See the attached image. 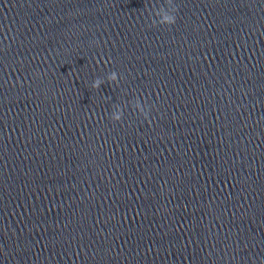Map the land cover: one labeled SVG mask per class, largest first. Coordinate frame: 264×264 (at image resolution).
Here are the masks:
<instances>
[{
    "label": "water",
    "instance_id": "water-1",
    "mask_svg": "<svg viewBox=\"0 0 264 264\" xmlns=\"http://www.w3.org/2000/svg\"><path fill=\"white\" fill-rule=\"evenodd\" d=\"M0 264H264V0H0Z\"/></svg>",
    "mask_w": 264,
    "mask_h": 264
},
{
    "label": "clouds",
    "instance_id": "clouds-1",
    "mask_svg": "<svg viewBox=\"0 0 264 264\" xmlns=\"http://www.w3.org/2000/svg\"><path fill=\"white\" fill-rule=\"evenodd\" d=\"M169 2H171V0H169ZM176 11H177V8L173 5L172 6V14L171 15L164 16L163 19H162V21L160 23L163 24V25H173L175 23V21H176V16H175ZM152 24H153V26L156 25V23L154 21H152ZM107 81L109 83L117 82V73L115 71L109 73L107 75ZM102 83H104V80H102L100 78H96L93 81L91 87L93 89H97V88L100 87V85ZM136 107L139 109L140 108L139 104H137ZM121 117H122V112H117L115 114L112 113L110 118L113 121H120L121 120ZM144 117H145V119H147V114H145Z\"/></svg>",
    "mask_w": 264,
    "mask_h": 264
}]
</instances>
